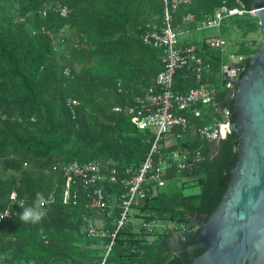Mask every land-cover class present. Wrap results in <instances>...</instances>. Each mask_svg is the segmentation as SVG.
<instances>
[{
  "label": "trees",
  "instance_id": "trees-1",
  "mask_svg": "<svg viewBox=\"0 0 264 264\" xmlns=\"http://www.w3.org/2000/svg\"><path fill=\"white\" fill-rule=\"evenodd\" d=\"M55 1L69 7L68 17L52 10ZM222 1L229 6L236 3L191 0L179 5L172 11L174 30H193L196 23L183 25L182 16L191 12L201 19ZM240 1L251 7V0ZM40 9H46L45 16L38 13ZM162 22L163 0H0V211L11 208L0 222V257L7 254L0 264H94L101 259L108 240L82 232L88 212L82 203H63L60 165L97 160L104 170L141 166L153 134L138 129L134 115L113 107L132 104L156 87V75L163 68L161 50L144 44L142 32L148 24L160 27ZM235 28L243 36L262 29L256 16L246 15L227 19L221 32L224 36ZM208 39L204 34L182 42L197 46L208 65L202 82L217 88L219 107L232 113L234 100L227 97V79L221 71L230 56L210 47ZM259 44L243 41L229 51L246 57L238 78L245 75ZM197 84L187 67L176 70L172 78L174 92ZM69 99L79 104L70 109ZM199 107L201 117L188 114L185 137L174 145L162 144L154 155L167 161L165 185L134 207L140 222L180 229L190 223L189 213L208 216L222 200L238 160V135L231 131L213 146L201 141L198 128L221 115L210 106ZM176 145L201 147L208 156L192 170L178 171L168 155ZM105 188L108 197H116L121 189ZM191 188L198 190L186 192ZM11 192L23 203L10 205ZM37 193L41 197L53 193L54 201L38 203ZM37 204L45 216L35 224L21 221L24 208ZM118 213L114 211L115 216ZM172 234L168 229L148 233L140 224L136 229L128 222L118 231L105 264H188L205 251L194 236L184 246L172 247Z\"/></svg>",
  "mask_w": 264,
  "mask_h": 264
},
{
  "label": "built area",
  "instance_id": "built-area-1",
  "mask_svg": "<svg viewBox=\"0 0 264 264\" xmlns=\"http://www.w3.org/2000/svg\"><path fill=\"white\" fill-rule=\"evenodd\" d=\"M191 0H163V22L160 27L148 24L142 32V42L161 50V63L163 68L155 78L156 87L148 89L143 95L137 97L132 104L113 107L114 111H123L126 115L135 116V124L140 130L148 129L153 133L151 148L138 169L126 168L119 170L116 167L104 170L100 161L93 160L80 163L76 160L64 162L60 165L62 175L65 179L63 190V203L77 205L82 203L87 209L83 215L82 232L89 238L107 239L104 245V253L101 259L94 264H105L116 235L128 222H131L130 214L134 207L142 204L148 194L165 185L164 171L168 166L166 159L162 156L154 158L162 144H164L166 133H173L176 141L185 137L190 119L188 114L195 117L202 116L199 107L210 106L221 115L220 118L211 119L210 123L201 125L198 137L201 141L209 143V146L224 138L231 132V112L226 108H220L216 98L218 90L215 86L202 82L203 72L208 67L198 54L197 46L191 43L180 42L179 35L192 31H205L213 29L214 33L209 36L208 44L212 48L220 49L223 54L230 55L227 49V39L221 33L224 22L232 17L255 16V10L246 8L240 0L235 5L229 6L222 1L210 14L201 19L188 12L181 18L183 25L195 22L193 30L176 31L172 26V11L181 4H189ZM52 10L61 17H68L70 9L62 1H55ZM38 13L46 15V9L38 10ZM246 57L238 55L236 61L227 62L221 66V71L227 76L226 87L232 89L231 81L238 78L243 69V61ZM242 65L240 68L236 65ZM189 68L195 75L198 85L189 87L184 92H174L172 78L176 70ZM65 73L68 70L65 69ZM79 102L69 99L67 106L73 109ZM72 112H74L72 110ZM177 143V142H176ZM166 145V144H164ZM170 145V144H169ZM171 145H174L172 143ZM168 146V145H166ZM173 159V164L178 171L192 170L208 156L201 147L189 148L176 145L168 153ZM207 155V156H206ZM105 185H119L121 189L116 196V202L112 203L111 196L108 197ZM10 205L22 204L23 200L17 199L16 194L9 195ZM53 193L46 197L37 199L38 203L53 202ZM118 210V215L114 211ZM11 213L10 207L0 211V217H7ZM0 219V222L3 220ZM112 225V228L106 224ZM142 228L148 233L156 230L154 222H140ZM164 229L169 228L172 233L180 229L172 225L161 223ZM65 264H83L79 262H68Z\"/></svg>",
  "mask_w": 264,
  "mask_h": 264
},
{
  "label": "water",
  "instance_id": "water-1",
  "mask_svg": "<svg viewBox=\"0 0 264 264\" xmlns=\"http://www.w3.org/2000/svg\"><path fill=\"white\" fill-rule=\"evenodd\" d=\"M251 9L264 33V0H251ZM231 83L226 94L235 105L238 160L216 209L208 216L189 213L190 223L173 235L179 247L194 236L205 248L188 264H264V38L245 75Z\"/></svg>",
  "mask_w": 264,
  "mask_h": 264
},
{
  "label": "rangeland",
  "instance_id": "rangeland-1",
  "mask_svg": "<svg viewBox=\"0 0 264 264\" xmlns=\"http://www.w3.org/2000/svg\"><path fill=\"white\" fill-rule=\"evenodd\" d=\"M214 33L213 29H206L205 31H201V32H197V31H192V32H187V33H183L181 35H179V40L182 41H193L194 39H198L201 38L204 34H212ZM224 37L227 39V49L228 51H232V49H236L238 47V45L240 43H242L243 41L247 42V43H251L252 40H255L257 43H260L262 41V39L264 38V33L262 31V29H258L257 32L255 33H250L248 36H243L242 34V30L240 29H233L229 34H225ZM254 46V45H253ZM231 62L236 61L237 56H234L233 54L230 53V57H229ZM234 88V87H233ZM165 137V141L164 144L169 145L172 143L176 142V139L174 138L173 133H166L164 134ZM197 188H191L189 190H186V192H194L197 191ZM111 201L112 203H115L116 201V197L114 195H111ZM135 212L133 211L130 214V219L133 222L134 227L137 229V227L139 226L140 223V219H138L135 216ZM154 223L157 225L156 226V230L158 231H163V226L161 225L160 222H155ZM168 225V224H165ZM169 230V228H167Z\"/></svg>",
  "mask_w": 264,
  "mask_h": 264
},
{
  "label": "clouds",
  "instance_id": "clouds-1",
  "mask_svg": "<svg viewBox=\"0 0 264 264\" xmlns=\"http://www.w3.org/2000/svg\"><path fill=\"white\" fill-rule=\"evenodd\" d=\"M42 197L39 193H37V199L40 200ZM45 216V211L41 210L40 206L37 204L32 207H26L19 214V218L21 221L25 223H38ZM3 219V217H0ZM7 254H5L6 257ZM5 257H0V259H4Z\"/></svg>",
  "mask_w": 264,
  "mask_h": 264
},
{
  "label": "flooded vegetation",
  "instance_id": "flooded-vegetation-1",
  "mask_svg": "<svg viewBox=\"0 0 264 264\" xmlns=\"http://www.w3.org/2000/svg\"><path fill=\"white\" fill-rule=\"evenodd\" d=\"M232 90H234V88H232ZM187 226V225H186ZM176 232H178V231H176ZM176 232H174L171 236H170V244H171V246L172 247H174V248H177V247H179V246H181V244L173 237V235L176 233ZM190 239V238H189ZM188 239V240H189ZM187 240V241H188ZM187 243V242H186ZM185 243V244H186ZM184 244V245H185Z\"/></svg>",
  "mask_w": 264,
  "mask_h": 264
},
{
  "label": "crops",
  "instance_id": "crops-1",
  "mask_svg": "<svg viewBox=\"0 0 264 264\" xmlns=\"http://www.w3.org/2000/svg\"><path fill=\"white\" fill-rule=\"evenodd\" d=\"M222 33V32H221ZM213 34V33H212ZM212 34H207L208 36H210V35H212ZM190 42V41H189ZM191 44H194V43H191ZM232 50H234V49H232ZM223 53V52H222ZM230 53V52H229ZM242 55V54H241ZM228 56H230V55H228ZM234 56H238V55H234ZM245 56V55H244ZM229 62H231V61H229ZM208 68V67H207ZM191 70V69H190ZM206 70V69H205ZM192 71V70H191ZM195 76V75H194ZM197 82V81H196ZM198 85V84H197ZM152 133V132H151ZM153 134V133H152Z\"/></svg>",
  "mask_w": 264,
  "mask_h": 264
}]
</instances>
